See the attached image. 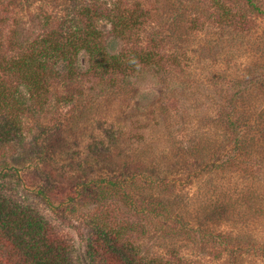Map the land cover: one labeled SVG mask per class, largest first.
<instances>
[{"label":"rangeland","instance_id":"374dc122","mask_svg":"<svg viewBox=\"0 0 264 264\" xmlns=\"http://www.w3.org/2000/svg\"><path fill=\"white\" fill-rule=\"evenodd\" d=\"M74 1L0 0V17L10 16L9 26L25 37L41 10L71 15ZM254 1L262 12L245 0H129L145 14L139 18H149L124 41L151 42L165 68L130 74L122 91L83 113L76 107L60 126L50 114L24 116L22 137L0 139V171L18 170L5 193L54 216L40 190L49 197L52 187L83 189L137 174L140 199L158 205L168 189L173 201L169 223L158 206L150 226L140 225L143 253L264 264V0ZM222 7L247 26L226 21ZM124 41H111L109 50L120 51ZM80 59L85 69L87 57ZM228 100L241 126L239 146L220 117ZM141 180L162 185L144 193ZM81 204L63 225L78 250L87 235Z\"/></svg>","mask_w":264,"mask_h":264},{"label":"trees","instance_id":"16d2710c","mask_svg":"<svg viewBox=\"0 0 264 264\" xmlns=\"http://www.w3.org/2000/svg\"><path fill=\"white\" fill-rule=\"evenodd\" d=\"M245 1L255 12H262L256 1ZM73 4L71 15L41 10L31 31L24 32L25 37L22 31L9 26L10 16L0 17V139L22 137L24 116L50 114L60 126L67 114H77L76 107L83 113L97 100L122 91L130 74H140L141 69L151 66L165 68V60L157 55L151 42H135L133 46L125 42L132 30L145 25L149 18H139L144 13L129 0H77ZM223 10L226 21L247 26L246 21L241 23L230 15L229 8ZM102 22L109 28H104ZM115 39L125 41L120 51L113 53L109 43ZM82 53L87 57L85 69ZM228 102L222 106L220 117L229 132L228 139L239 146L241 126L233 103ZM57 129L50 128L47 133ZM17 172L12 165L0 171V264H205L198 258L178 257L177 253L166 257L141 251L140 225L145 229L150 226L151 218L158 216L156 208L165 210L161 214L167 216L164 222L173 219L169 212L172 192L168 189L164 191L167 194L161 193L171 196L156 205L139 198L137 174L117 180L104 178L93 185L83 183V189L52 187V196L48 197L45 190L39 194L56 216L44 215L20 199L21 195L15 199L5 193L13 176L18 177ZM142 184L144 193L162 185L149 180ZM16 187L13 190L17 194ZM120 200L128 212L122 209ZM79 203L87 207L82 214L87 235H81V250L63 226Z\"/></svg>","mask_w":264,"mask_h":264}]
</instances>
